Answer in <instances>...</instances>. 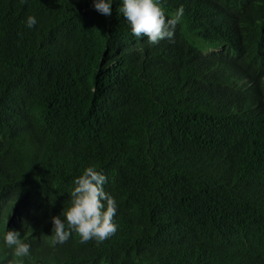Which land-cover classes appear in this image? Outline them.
I'll use <instances>...</instances> for the list:
<instances>
[{
    "label": "trees",
    "instance_id": "16d2710c",
    "mask_svg": "<svg viewBox=\"0 0 264 264\" xmlns=\"http://www.w3.org/2000/svg\"><path fill=\"white\" fill-rule=\"evenodd\" d=\"M161 3L184 16L152 45L122 0L110 17L0 0V264L8 230L31 245L24 264H264V0ZM92 165L118 230L53 244Z\"/></svg>",
    "mask_w": 264,
    "mask_h": 264
},
{
    "label": "clouds",
    "instance_id": "9594fccd",
    "mask_svg": "<svg viewBox=\"0 0 264 264\" xmlns=\"http://www.w3.org/2000/svg\"><path fill=\"white\" fill-rule=\"evenodd\" d=\"M96 11L105 16L112 15L113 0H94ZM119 12L131 26L132 34L137 38L147 37L152 45L168 39L174 42L178 24L182 22L184 7L171 13V18L161 0H122ZM37 24L35 16L27 17V26ZM106 175L97 165L86 168L82 175L74 180V189L70 192V205L61 215L53 216V244L65 243L73 233L80 237L81 243L95 239L99 244L115 235L118 224L115 217L118 210L116 199L105 191ZM61 216L65 219L62 220ZM6 246L12 249V258L6 264H24V257L30 255L31 245L21 238V232L8 230L4 236Z\"/></svg>",
    "mask_w": 264,
    "mask_h": 264
}]
</instances>
